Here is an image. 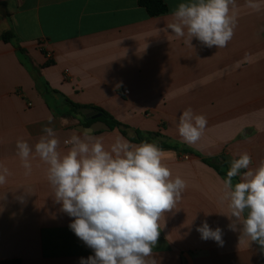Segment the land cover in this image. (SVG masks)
<instances>
[{
  "label": "crops",
  "instance_id": "crops-1",
  "mask_svg": "<svg viewBox=\"0 0 264 264\" xmlns=\"http://www.w3.org/2000/svg\"><path fill=\"white\" fill-rule=\"evenodd\" d=\"M139 1L0 0V163L11 172L0 186V199L7 197L0 200V261L80 264L94 255L54 203L46 166L35 159L25 176L16 154L18 138L34 145L46 125L61 142L81 134L88 120L73 111L75 104L104 110L130 128L128 136L119 129L93 133L106 147L134 131L167 139L164 162L186 188L159 222L153 250L159 264H264L259 245L228 229L221 199L239 153L250 154L252 167L264 160V0H257L259 11L236 0L235 34L218 49L195 38L190 47L167 29L172 10L186 0H164L169 11L158 17ZM7 32L14 34L9 43ZM189 107L207 118L192 145L177 131ZM23 191L21 204L15 197ZM205 220L223 230L222 247L201 239L196 228Z\"/></svg>",
  "mask_w": 264,
  "mask_h": 264
},
{
  "label": "clouds",
  "instance_id": "clouds-1",
  "mask_svg": "<svg viewBox=\"0 0 264 264\" xmlns=\"http://www.w3.org/2000/svg\"><path fill=\"white\" fill-rule=\"evenodd\" d=\"M246 3L254 11L261 9L257 0ZM236 7V0H186L172 10L167 29L190 47L195 38L208 48H224L235 34ZM53 119L48 116L49 125ZM206 126V116L189 107L180 115L177 131L192 145L200 140ZM77 132L61 142L55 129L46 125L34 145L18 138L16 154L24 175H31L35 159L46 166L54 203L73 218L70 230L94 253L81 257L80 264H159L153 252L160 236L159 222L181 201L185 180L173 178L164 162V151L155 143L135 144L116 135L106 147L102 136L87 129ZM252 164L246 151L231 161L222 181L221 199L229 208L225 215L228 229L264 251V160L256 167ZM10 175L8 167L0 163V186ZM27 195L23 191L15 199L23 204ZM6 198L5 193L0 200ZM196 231L202 240L223 246L220 227L213 229L205 220Z\"/></svg>",
  "mask_w": 264,
  "mask_h": 264
},
{
  "label": "trees",
  "instance_id": "trees-1",
  "mask_svg": "<svg viewBox=\"0 0 264 264\" xmlns=\"http://www.w3.org/2000/svg\"><path fill=\"white\" fill-rule=\"evenodd\" d=\"M139 6L144 8L150 17H158L161 15H165L168 13L169 9L167 4L164 0H140ZM14 38V34L12 32H7L3 35V40L6 43H9ZM52 61L48 60L45 66L51 65ZM73 111L77 113L78 110L86 108L80 105L70 104ZM100 113H102V118L99 121L104 122L107 124L111 130L119 129L122 134L128 136V131L130 128L118 120H116L113 116L109 113L105 112L104 110L97 109ZM96 121L89 120L85 123L86 127H90ZM129 141L132 143H141L143 141L155 143L157 142L154 138H152L151 133L142 134L140 131H134L133 136H129ZM159 147H165V144L157 142ZM0 264H22L21 260H3L0 261Z\"/></svg>",
  "mask_w": 264,
  "mask_h": 264
},
{
  "label": "water",
  "instance_id": "water-1",
  "mask_svg": "<svg viewBox=\"0 0 264 264\" xmlns=\"http://www.w3.org/2000/svg\"><path fill=\"white\" fill-rule=\"evenodd\" d=\"M79 113L85 117L86 120H94L96 121L90 127L80 126L79 129L83 132V130L87 129L92 133H97L101 131H110L111 128L102 121H99L102 118V113H100L95 108H83L79 110ZM152 138L157 140L159 143H165L167 139L163 136H159L156 133L152 134Z\"/></svg>",
  "mask_w": 264,
  "mask_h": 264
},
{
  "label": "built area",
  "instance_id": "built-area-1",
  "mask_svg": "<svg viewBox=\"0 0 264 264\" xmlns=\"http://www.w3.org/2000/svg\"><path fill=\"white\" fill-rule=\"evenodd\" d=\"M48 58L51 59V56H48ZM125 93L127 94L128 92H125Z\"/></svg>",
  "mask_w": 264,
  "mask_h": 264
}]
</instances>
